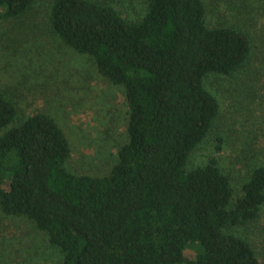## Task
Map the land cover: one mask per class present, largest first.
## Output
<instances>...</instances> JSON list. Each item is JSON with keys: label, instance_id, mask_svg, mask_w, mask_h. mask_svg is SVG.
I'll list each match as a JSON object with an SVG mask.
<instances>
[{"label": "trees", "instance_id": "trees-1", "mask_svg": "<svg viewBox=\"0 0 264 264\" xmlns=\"http://www.w3.org/2000/svg\"><path fill=\"white\" fill-rule=\"evenodd\" d=\"M34 2L0 0V17ZM205 13L202 0H147L130 22L90 0L53 2L55 36L124 91L127 141L106 176L70 174L56 122L36 114L13 126L16 109L0 92V210L43 232L60 264H259L230 231L264 214V163L236 198L215 160L187 168L219 116L205 80L238 73L251 54L246 34L208 28Z\"/></svg>", "mask_w": 264, "mask_h": 264}, {"label": "rangeland", "instance_id": "rangeland-1", "mask_svg": "<svg viewBox=\"0 0 264 264\" xmlns=\"http://www.w3.org/2000/svg\"><path fill=\"white\" fill-rule=\"evenodd\" d=\"M55 0H35L16 19L0 17V92L17 112L13 126L44 114L64 133L70 158L66 170L75 176H106L126 143L128 107L122 88L96 71L90 58L75 53L52 32ZM137 22L147 0H90ZM208 28L226 27L246 34L248 62L238 73L209 76L204 87L220 111L205 141L191 154L189 170L215 160L240 196L252 170L264 163V0H202ZM3 10L0 9V16ZM12 126V127H13ZM1 135V132H0ZM246 240L264 264V214L230 231ZM198 246L186 253L193 261ZM62 255L46 235L25 218L0 210V264H60Z\"/></svg>", "mask_w": 264, "mask_h": 264}]
</instances>
